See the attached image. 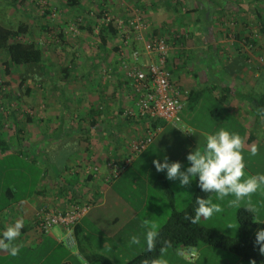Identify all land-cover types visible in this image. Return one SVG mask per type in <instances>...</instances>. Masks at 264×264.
<instances>
[{
	"label": "crops",
	"instance_id": "1",
	"mask_svg": "<svg viewBox=\"0 0 264 264\" xmlns=\"http://www.w3.org/2000/svg\"><path fill=\"white\" fill-rule=\"evenodd\" d=\"M100 1L104 5L101 4L99 8L104 6L119 14L124 12L125 8H122L124 2L139 4L145 9L153 35L168 36L172 31L177 32L179 37L174 41L175 47L169 63L172 67L173 81L180 86L183 93L182 119L186 108L195 114L202 105L206 92L212 90L215 92L212 99L221 103L224 114L237 121L235 125L241 124L243 128H247L243 149L251 151L253 147L257 148L261 140H258L257 133H252L248 127H258V134L264 135V118L257 115L256 103L253 100L255 95H264L262 82L264 60L262 62L260 59H264V34L258 32L255 24L252 29L257 32L255 34L257 58L253 57L256 65L252 62V65L248 64L230 75L228 67L238 52L236 46L225 36L222 22H225L228 16H237L240 12H245L246 7L249 11L256 9L255 15L261 14L264 22V0H250L247 1L246 7L243 4V7L237 9L231 6L227 9L222 0H96L95 3L94 0H82L79 9L67 6L65 0H49V3L56 9H60L61 6L66 8V15L70 10L84 12L86 15L93 11L94 6H98ZM91 3H94L93 7ZM253 5L255 8H252ZM93 19L89 17L87 20L84 19L81 32L86 36L90 35L87 40H82L87 48L81 44L74 48L81 49L80 55L74 50L69 52L68 56L64 55L65 52L58 58L43 54L40 71L34 73L39 77V81L24 82L18 89L23 95L21 107L26 106L27 110L29 108L35 110L36 116L28 119L27 113H17L18 122H13V126L10 124L9 133L3 138L9 143L10 150L7 154L0 155V159L25 153L34 162L48 165L42 166L46 170H42L38 177L37 186L26 194L21 193L23 180L8 186L0 185V215H3L0 216V234L14 225L18 219L24 222V228L15 242L20 247V253L13 257L8 252L0 250V254L5 259L8 258L6 264H44L49 259H53L55 264H102L99 256L106 257L112 264H116L113 263L115 258L129 256L127 257L129 260L142 252L147 245L146 232L151 223L154 224L153 220L147 223L145 220L153 217V213L159 212L150 210V207L147 210L149 202L146 198L128 202L127 208H123L118 198L120 196H114L112 191L128 177L135 179L133 181L135 188L139 184L143 186L146 194L149 173L154 172L153 167H143L139 171L136 168L133 171L131 169L135 163L139 164L158 149L157 142H168L169 137L181 133L180 138H183L181 144L188 146L187 150H190L197 147L200 133L210 135L207 131L197 128L199 127L197 124L187 123L186 127L182 126L184 130L163 124L153 142L135 157L131 166L109 187H105L104 184L107 182L104 177L90 178L85 175L81 166L76 168L77 162H84L98 164L104 171V163L107 160L127 156L130 152L129 144L133 139L146 135L149 130L154 129H151L153 125H159L158 122H154L155 124L149 121L125 122L122 119L120 113L124 109L132 108L134 104L129 98L130 91L123 81L119 68V48L114 41H108L104 50L100 48L102 54L90 50L92 34L95 35L96 43H100L95 34L97 21ZM245 26L247 27L246 23ZM109 47L112 50L109 51ZM136 47L142 46L136 43ZM206 61L210 64L208 65ZM106 67H112L115 72L110 80L102 76ZM24 71L25 68H18L15 73L6 71V74L10 77L9 80L14 74L18 87ZM195 91H199L201 96L194 108H190L189 96ZM1 103H4V100ZM249 136H253V139H250L253 143L250 145L247 143ZM262 142L264 145V140ZM70 143L74 144V148L69 152H62L57 158V151H65L66 148H63ZM44 152L50 153L48 159ZM186 154L187 151L181 153L180 160ZM133 175L137 176L132 177ZM140 176L143 181L139 183L137 179ZM155 176L163 190L165 183L172 191L176 208L175 189L171 180L166 178V173H156ZM176 187L179 185L176 184ZM186 189L191 190L190 196H187L183 205L177 209L184 208L192 200L194 184L191 182ZM72 203L91 204L89 212L73 229L72 240L63 228L54 227L46 234L36 228L34 221L42 208L66 209ZM119 207L121 211L115 210ZM128 212H131V215H126ZM106 218H110V224H118L107 227ZM165 218L167 220L168 217ZM158 224L160 223H157L159 228ZM133 235L140 238L139 245H130L129 241ZM207 249L198 248L196 252L194 251L195 258H186L187 260L180 264H208L203 258ZM215 249L217 248L209 251L214 253L217 251ZM224 253L219 257L218 264H238L241 261L240 258L231 262ZM126 261L123 260L121 264Z\"/></svg>",
	"mask_w": 264,
	"mask_h": 264
},
{
	"label": "rangeland",
	"instance_id": "2",
	"mask_svg": "<svg viewBox=\"0 0 264 264\" xmlns=\"http://www.w3.org/2000/svg\"><path fill=\"white\" fill-rule=\"evenodd\" d=\"M8 1L12 2L13 0H0V4H1L0 5V23L11 22L12 26H17L19 23L28 24L30 26V30L33 32L32 33L33 39L38 45H41L44 55L46 56L50 55V56H54L58 58V56L60 55L63 56L65 52L66 53L64 55L68 56L69 52H72V50H74L76 54L80 55L81 49L78 48L77 50H75L74 48L77 47V44H81L83 47L84 46L86 47V45H84L82 40H85V39L87 40L90 34L86 36L84 32H81L82 29L80 30V34L77 36H72V35L70 36L67 34V36H65L66 40L63 42H61L58 38H56V36H54V35H57V30H61L65 26L66 23H68L70 20H73L75 18V15L79 14L78 12L70 10V12L66 15L65 13L66 8H62L61 6L60 9L57 8L59 15H58V18L54 20V19L49 18V16H46L44 14L42 15L41 13V10L43 8L41 1H47L49 7L54 8L53 6L50 5L49 0H27L23 5L20 6L21 11L19 12L9 6H7L8 7L7 9H5ZM95 1L96 0H94V3ZM247 1H250V0H222V4L225 5L227 9H229L230 6L235 7V9H237L238 7H243L244 6L243 4H245L244 7H246ZM94 3H91L92 4L91 7L94 6ZM96 8H97V5L94 6V9ZM252 8H255V5H253ZM255 10L256 9H251L252 11L251 12L246 7V11L243 13L240 12L237 16H232V15L228 16L225 19L227 22V25L228 24L230 25V23L233 22V19H235V24L232 23V25H234L236 28L238 27L243 28L245 27V23H246L247 27H250L252 29L253 27H255V24H256ZM28 17H31V19H29ZM83 17H85V19L87 20L88 16H85L84 14ZM89 18L94 20L93 19L94 16L93 18L89 16ZM47 25H48L47 27L48 29L44 28V26L46 27ZM16 40L18 41L28 40V37L25 35H20L19 37L16 38ZM96 42L97 41H96L95 35L92 34L91 41L89 44L91 47L90 50L92 51L96 50L97 53L102 54L101 53L102 49L100 50L101 46L97 44ZM108 50L109 51L112 50L111 47H109ZM254 58H257L255 54H254ZM254 58L252 60H254ZM4 60H6V56H4L3 54L0 57V87L5 88V90L8 93L7 95L8 98L11 97L10 91H15L14 89L16 88L17 90L15 91V95L18 98L21 97L22 99L23 98L22 91L18 90L21 86L18 85L17 87L16 83H18V81H16L15 78L13 77L14 74L11 77V80H9L10 77L7 76L6 74V67H5ZM206 62L208 63V61ZM236 62H239V60H236ZM253 63L255 62L253 61ZM209 64L210 63H208V65ZM233 64H232V67H233ZM235 68H236V65L235 67H233V69ZM16 69L17 68L13 67L12 65L9 66V71H11V73L13 72L15 73ZM237 70L238 69H236V71ZM262 82L264 83V77H263ZM214 93L215 92L212 90H208L206 92V94L204 95V98L202 99L203 103L201 106H199L195 114L191 113L192 112L191 110H188L187 108L185 109L184 114H183L184 119H182V122L180 124V129H183L182 126L186 127V125H188L187 123H190L191 125L197 124V126L199 125V127L197 128L207 131L210 134H214L223 128V129L229 130L230 132L238 133L244 139V135L246 133L247 128L245 127L243 128L241 124H239L238 126L235 125V122L237 121H233L230 115L227 114L226 116L224 114V108L222 107L221 103L219 101L216 102L214 99H212V95H214ZM0 97L4 98V100H6L7 98L4 96H0ZM15 100H14L15 103L14 102L11 103V104L14 103L15 104L14 106L11 107L9 103H7V106H5V108L3 106V109L7 113L6 116H3V113H1L2 111L0 110V139L5 138L4 135L9 133L8 128L10 127V124L14 125L13 122H18L16 118L17 113L19 112L26 113L27 107L26 106L21 107V101L18 102ZM214 110H217L218 113L211 114L210 112L211 111L213 112ZM248 129L252 133H257L256 138L258 140H261V142L259 141L260 144L257 145V149H258L257 155L255 156L251 155V151H248L247 149L243 151V155H244L245 162H246L245 171L247 175L262 174L264 173V145L262 142L264 140V135L262 133L258 134V127L257 128L248 127ZM180 137H182L181 133L178 134V136L169 137L168 142L167 141L157 142L158 144L157 150L151 153V155H149L139 164L135 163L133 165L131 171H133L134 168H136V170L139 171L143 167L147 168L151 166L154 169V172L150 171L149 173V184L147 186L148 190L146 191V194H145V191H144L145 189L143 186H140L139 184L137 188H135L134 183H133L135 179L128 178V177L125 178L122 182H120L117 188H115L112 191L114 196H117V195L120 196L118 198L120 202L123 204L122 205L123 208L124 207L127 208L128 202L140 201L146 198L149 202L147 210L150 207L151 208L150 210L156 211L159 213L157 214L153 213L154 216L151 218L150 217L147 218V220L145 221L149 222L153 220L154 224L157 225V223H160L158 224L160 226L163 225V223H165V220H166L165 217H168L169 210H171L172 208H171V203L167 200L168 198L166 197V194L164 190L162 189V185L159 183L157 176H155L156 173H166V171L158 172L153 162L156 160H160L161 162H163L165 159H167L170 163L179 161L182 164V170H184L189 166V162L187 160L188 154L196 150L203 151L204 145L206 144L207 135L200 133L197 147L194 149H190V150H187L188 146H183V144H181L183 142V138H180ZM73 148H74V144L72 143H70L68 146H65L63 148L65 149V151H59V152L57 151V158L60 156V154L62 155V152H69ZM186 151H187V154L183 157V159L180 160L179 158L180 154ZM44 154L46 158L48 159L49 158L48 156L50 155V153L48 154L44 152ZM39 163L34 162L33 159L25 155V153L18 154V156H11L5 159H0V185L8 186L12 183H19L20 180H23V183L21 184L23 186L21 187L22 194H26L28 191L35 189L38 183V177H40L42 170L43 171L46 170V168H43V167H47L48 165V163H43V164H39ZM39 165H41L40 168H39ZM136 176L137 175L135 176L133 175L132 177H136ZM141 181H143L142 176L138 177L137 179V182L140 183ZM114 182L115 180L109 183H105L104 185H106L105 187H109ZM171 183H172V187L175 189L177 207H179L180 205H183V202L185 201L186 197L190 196L189 194L191 190L186 189L188 186L181 187L178 180H176L175 183L171 180ZM192 183L194 184L196 188L197 180H193ZM176 184L179 185V187H176ZM103 190H105V188H103ZM208 199H213L215 202H218L223 208V211L222 213L214 215L210 219L201 220V224L209 229L220 231L222 234L228 237L237 238L240 235L239 224H238V211L240 208H243L246 206L244 204H242L241 207L239 208L230 206L229 201L234 199V197L230 196V197H226L224 200H216L215 193L212 195V198L209 197ZM251 199H252V204L254 206V210L252 211V213L254 214L255 220L258 221V220L264 219V188H261L258 192L254 193ZM190 201L188 203H190ZM115 210L121 211V207H119L118 209L115 208ZM126 215L128 216L131 215V212L126 213ZM0 216H3V215L1 214ZM106 220L107 221H106L105 226L107 227H112L118 224V223L110 224V218H106ZM201 247L208 248L207 250L204 251V255H203V258L206 259L205 263H208V264H218L219 257L221 256V254H223V252H225L224 254H227V259H229L231 262H235L241 258L240 256H238L237 254L231 251H228V250L221 251L222 249L218 247H213V246H209V245L201 244V243L200 245L194 248V251L196 252V250H198V248H201ZM212 248H217L215 249L217 251H214V253L210 252L209 250H211ZM127 257L115 258L113 259V263L121 264L123 260L126 261L128 259ZM159 258L167 259L168 264H180V262L183 263L185 262L184 260H187L185 257L179 255L178 249H175V248L165 249L162 252V254L159 256ZM7 260L8 258L5 259L2 256V254H0V264H6ZM52 260L53 259H49L44 264H55L54 260L53 261ZM238 264H257V263L249 262L241 258V261Z\"/></svg>",
	"mask_w": 264,
	"mask_h": 264
},
{
	"label": "trees",
	"instance_id": "3",
	"mask_svg": "<svg viewBox=\"0 0 264 264\" xmlns=\"http://www.w3.org/2000/svg\"><path fill=\"white\" fill-rule=\"evenodd\" d=\"M26 1L27 0H13L12 2L8 1L5 9H7L8 8L7 6H9L19 12L21 11L20 6L23 5ZM81 1L82 0H65V3L69 7L79 9ZM126 4L127 6L129 4V5H135L137 7H140L139 4H134L131 2L129 3L124 2L122 4L123 9L127 7ZM125 11H126V8L124 9V12H122L121 14L116 13L114 11H110V12L113 14H116V16H123L126 13ZM49 13H50L49 11H46L43 14L46 16H49ZM82 13L80 12L79 14H82ZM85 16L89 17L90 14H86ZM101 16H102L101 14H97V15H94V18L95 20H97L96 18H99ZM255 18L257 20L256 25L258 27V32L260 34H264V22L262 20V15L256 14ZM69 22H72V20H70ZM68 23H66L65 25H67ZM232 23L235 24V19H233ZM232 23H230V25L229 24L227 25L226 20L225 22L224 21L222 22L223 29L225 30V36L227 37L229 42H231L232 45L236 46L235 48L237 49V52H238L237 56L233 58V60L231 61V66L228 67V73L230 75H232L236 71V69H241L248 64L252 65V62H253L252 59L254 57V54L257 55V51L255 47L257 44V41H256L257 38L255 34L257 32L251 29L250 27H246V26L243 28H239V27L236 28L234 25H232ZM47 27L48 25L46 26V29H48ZM82 28H83V25L80 26V29ZM90 31H93V30H90ZM32 33L33 32L30 30L29 25L25 23H19L17 26H12L11 22L0 23V57L3 54L4 56H6V60L4 61H5V67H6L7 73L9 71L10 65H12L13 67L17 69L25 68L24 73L21 74L20 79H19L20 81L19 83L21 87L24 84V82L29 83V82L39 81V77H36V74L34 73L40 71L39 69L43 61V50L41 48V45H38L33 39ZM20 35L27 36L28 40H25V41L16 40V38L19 37ZM96 35L99 38V41H100L99 45L101 46V49L104 50L108 41H114V43H117L118 29L114 27L112 23H109L108 25L101 24V26L99 27V31ZM65 36H67V34L64 33V29L57 30V38L61 42L66 40ZM130 44L131 45L128 47V49L130 50L137 49L135 42H131ZM260 59H262V62H263L264 59L263 58H260ZM236 60H239V62H236ZM232 64H233V67H235L236 65V68L234 70H232L233 69ZM253 64L256 65L255 63ZM107 68L108 67H106L103 70L104 72L102 75L103 77L106 76L105 71H107ZM114 73H115L114 69L112 68L110 77L106 79L110 80L113 77ZM10 92H11L10 98H8L7 96L8 95L7 91L3 93V96L7 97L6 99H9V100L16 99L15 101H18V102L21 101V97L18 98L15 95L14 91H10ZM200 96H201V93L199 91L192 92L189 96L188 106L190 108H194V106L200 99ZM253 98H254L253 100L256 103L257 115L259 117L264 118V95H255L253 96ZM129 109L132 110L133 107L124 109L120 113V115L122 114V117H123L122 119L125 120V122L149 121V122H152V124H155L154 122H158L157 120L152 121V120H148L143 117L129 115L126 113L127 110ZM27 117L28 119H31L30 118L31 116H27ZM180 117H181V114H180ZM181 120H182V117H181ZM156 126L157 125H153L151 129L153 128L155 129ZM145 136L146 135L142 137H145ZM250 139H253V136L248 137V141H249L247 142L249 143L248 145L253 143L251 142ZM129 147H130V144H129ZM9 150H10L9 143L5 139L1 138L0 139V155L7 154ZM131 154L132 152H129V154L122 159H109L104 163V165L108 161H116L118 163H123L127 158L130 157ZM87 164H85L84 162H80V163L77 162L75 167L79 168L81 166L84 172V167ZM128 167L126 168V170L128 169ZM122 173L120 174V176L122 175ZM86 176L92 178L91 175H86ZM163 188L168 198V201L171 203L172 210L167 220L165 221V223L159 227V237L157 239L155 248L152 251H149L146 245V247L144 248L142 252L130 258L123 264H153V262L157 260L159 256L162 254V252L167 248L178 249V252L180 248H187L194 252L193 249L197 247L198 245H200V243L213 246V247H218L222 250L231 251L249 262H254L257 264H264V253H261L260 246L256 244L255 242L257 231L264 228V220L257 221L255 220L254 214L246 210V207L240 208L238 211V224H239L240 235L237 238L228 237L222 234L220 231L209 229L203 226L201 224V221L198 224L190 223L188 217L195 215V209L198 206L196 203L197 198L201 197V198L208 199L213 194V193L206 194L202 192L200 187L198 186V180H197V186L195 188L196 190L194 191L192 200L186 207L181 208V209L175 208L174 195L172 191L166 186L165 183L163 184ZM76 204L80 206L86 205L89 207V210L91 208V204L89 203H76ZM194 255H195V252H194ZM183 257L187 258L186 256H183ZM193 258H195V256ZM193 258H187V259H193ZM98 259L100 260L102 264H112L106 257L99 256Z\"/></svg>",
	"mask_w": 264,
	"mask_h": 264
},
{
	"label": "built area",
	"instance_id": "4",
	"mask_svg": "<svg viewBox=\"0 0 264 264\" xmlns=\"http://www.w3.org/2000/svg\"><path fill=\"white\" fill-rule=\"evenodd\" d=\"M41 3L43 6L41 13L49 11V18L56 20L59 15L58 10L49 7L47 1H41ZM101 4L104 5L100 1L97 8L87 14H90V16L102 15L96 18L95 34L98 33L101 24L108 25L112 23L118 29L119 68L123 75V81L130 91L129 98L134 104L133 109L127 110L126 113L152 121L157 120L159 123L155 129L149 130L145 137H139L130 143L132 154L123 163L108 161L104 165V171L98 164L88 163L84 167L85 175H91L94 179L104 177L105 182L109 183L117 179L134 160L135 156L146 149L158 131L162 129L163 124L180 128L182 122L180 114L184 103L182 90L173 81L172 67L169 63L171 52L175 47L174 41L179 37L177 32L172 31L168 36L153 35L152 26L147 19L145 9L135 5L128 4L127 6L126 4V13L123 16H116L104 6L99 8ZM84 14L75 15L72 22L62 28L64 33L70 36L79 35L80 26L84 24ZM54 36L57 38V35ZM131 42H135L142 47L130 50L128 47ZM111 72L112 68L108 67L104 78H109ZM5 91L4 87H0V96H3L2 94ZM3 100L4 98L0 97V102ZM12 102L14 100L6 99L1 104L0 110L3 116H6L3 106L5 108L9 103L12 107L15 105V102L11 104ZM43 108L44 105H42ZM26 113L29 116H36L35 110L30 108L26 110ZM88 210V206H80L76 203L70 204L66 209L42 208L37 213L34 224L40 232L45 234L49 233L54 227L63 228L72 240L73 229ZM178 254L187 258L195 256L194 252L187 248H180Z\"/></svg>",
	"mask_w": 264,
	"mask_h": 264
},
{
	"label": "clouds",
	"instance_id": "5",
	"mask_svg": "<svg viewBox=\"0 0 264 264\" xmlns=\"http://www.w3.org/2000/svg\"><path fill=\"white\" fill-rule=\"evenodd\" d=\"M243 145L244 140L238 133L222 128L206 137L203 151L196 150L188 154L189 166L186 169L182 170V164L179 161L170 163L165 159L163 162L156 160L153 163L158 172L166 171L167 179L178 180L181 187L189 186L193 180H198V186L202 192L215 193L216 200L234 197L229 201L230 206L239 208L244 204L246 210L252 212L254 206L251 197L264 188V173L246 174ZM257 152L258 149L253 147L251 155L255 156ZM196 203L198 206L195 209V215L188 217L192 224H198L201 218L210 219L223 211L221 205L213 199L198 197ZM23 228L24 222L18 219L14 225L3 231L0 234V250L8 252L13 257L17 256L20 253V247L15 242ZM158 237V226L150 225L145 236L149 251L155 248ZM255 242L260 246L261 253H264V228L257 231ZM129 243L139 245L141 240L133 235ZM153 264H168V261L159 258Z\"/></svg>",
	"mask_w": 264,
	"mask_h": 264
}]
</instances>
